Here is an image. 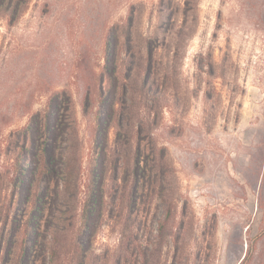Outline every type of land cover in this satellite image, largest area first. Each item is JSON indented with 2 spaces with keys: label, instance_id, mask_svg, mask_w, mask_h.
Masks as SVG:
<instances>
[{
  "label": "rangeland",
  "instance_id": "obj_1",
  "mask_svg": "<svg viewBox=\"0 0 264 264\" xmlns=\"http://www.w3.org/2000/svg\"><path fill=\"white\" fill-rule=\"evenodd\" d=\"M27 1L0 12V200H31L30 118L57 100L89 263L264 264V0ZM41 184L43 236L56 176Z\"/></svg>",
  "mask_w": 264,
  "mask_h": 264
},
{
  "label": "trees",
  "instance_id": "obj_2",
  "mask_svg": "<svg viewBox=\"0 0 264 264\" xmlns=\"http://www.w3.org/2000/svg\"><path fill=\"white\" fill-rule=\"evenodd\" d=\"M26 1L0 0V12L2 14L8 12V16L15 14V10L18 8L21 12ZM86 95H89V90ZM66 108L68 109V105ZM52 109L53 111H49L42 122L36 118H30V122L39 125V127L41 126L39 129L42 133L41 138L44 141L43 144H38V156L31 167L34 174L28 176L30 180L32 179L31 187L34 186L35 189L31 200L26 201L25 209L24 207L16 209L17 203L13 200L7 202L0 200V264H44V258H47L46 264H82V260L86 264L93 262V260L91 263L87 261L88 254L81 249L80 233L77 232V229H74V225L72 226L77 209L76 203L80 187L79 176L82 162L77 147L78 137L74 120L69 111H60V103L57 100L52 103ZM50 116L54 120H50ZM57 133L64 138V146L57 153L59 164L55 163L56 154L54 153V147H52ZM47 137L52 139L51 143H48ZM20 138L22 144L18 147L17 164L22 161L20 153L30 150L31 147L36 145L33 131L29 127ZM40 145H42L41 148ZM137 156H139V151ZM28 162L24 161L23 164L28 165ZM17 168L20 172L18 177L22 176L24 170L19 166ZM52 174L56 176L57 186L53 197H51V209L53 210L49 217L47 232L42 236L41 216L46 208L45 195L47 191L45 189L47 188H43L41 182ZM18 177L17 182L23 183V179L20 180ZM29 186L28 184V190ZM20 210H23V212L20 213ZM82 220L83 225L81 227H85L86 217ZM123 247L120 243L119 248L124 250ZM5 251L7 254L3 256ZM40 251L41 253L43 251V257L42 255L40 257ZM118 258L119 255L115 257V261H118Z\"/></svg>",
  "mask_w": 264,
  "mask_h": 264
}]
</instances>
